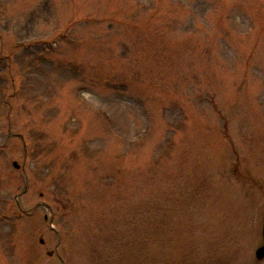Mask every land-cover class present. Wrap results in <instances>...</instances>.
<instances>
[{"label": "rangeland", "instance_id": "obj_1", "mask_svg": "<svg viewBox=\"0 0 264 264\" xmlns=\"http://www.w3.org/2000/svg\"><path fill=\"white\" fill-rule=\"evenodd\" d=\"M263 220L264 0H0V264L243 263Z\"/></svg>", "mask_w": 264, "mask_h": 264}, {"label": "flooded vegetation", "instance_id": "obj_2", "mask_svg": "<svg viewBox=\"0 0 264 264\" xmlns=\"http://www.w3.org/2000/svg\"><path fill=\"white\" fill-rule=\"evenodd\" d=\"M260 234H261V237L259 239L258 244L253 248L250 260H247L246 262H243V263H238V262L237 263H233V262L239 261L236 258V256L239 257L240 255H236L234 257L235 260L233 262L224 261V262H220L219 264H264V258H262V259L259 258L262 255L261 253H259V250L264 248V221L261 224Z\"/></svg>", "mask_w": 264, "mask_h": 264}, {"label": "water", "instance_id": "obj_3", "mask_svg": "<svg viewBox=\"0 0 264 264\" xmlns=\"http://www.w3.org/2000/svg\"><path fill=\"white\" fill-rule=\"evenodd\" d=\"M14 167H16L17 169L20 168V166H19V164L17 162H14ZM259 253L262 254L259 258H261V259L264 258V248H262L261 250H259Z\"/></svg>", "mask_w": 264, "mask_h": 264}]
</instances>
